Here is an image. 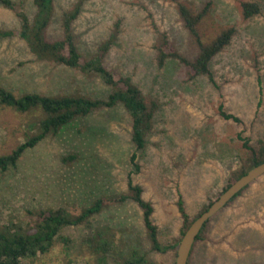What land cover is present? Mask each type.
Wrapping results in <instances>:
<instances>
[{
	"label": "rangeland",
	"instance_id": "obj_1",
	"mask_svg": "<svg viewBox=\"0 0 264 264\" xmlns=\"http://www.w3.org/2000/svg\"><path fill=\"white\" fill-rule=\"evenodd\" d=\"M32 21V0H12ZM79 0H53L50 39L63 35L61 15ZM257 2L260 12L245 19L241 3ZM193 13L210 2L197 26L204 43L222 29L233 28L230 43L209 63L211 77L187 79L185 67L169 58L157 64L155 47L167 35L186 58L197 46L183 26L173 0H84L72 24L79 53L85 59L99 55L111 41L102 64L131 79L145 99L158 105L144 147L131 139V118L122 105L97 110L57 135H49L27 150L16 167L0 174V228L25 226L45 209L67 208L77 214L97 197L127 191L128 179L142 188L153 207L152 219L162 245L180 239L182 198L191 219L228 185L249 147L264 140V0H179ZM16 14L0 5V30L13 36L0 39V85L19 96L78 91L106 97L109 88L96 75L87 76L32 55L19 37ZM236 118L227 119L224 115ZM30 117L0 107V155L24 142ZM135 156L134 159H131ZM246 199L229 215L222 209L211 219L203 242L195 246L214 260L222 254L227 264H264V175L250 184ZM109 229L116 249L136 248L155 263L173 264L174 249H151L142 212L132 201L95 216L91 227H70L51 251L21 264H98L83 246L91 232ZM109 233V232H108ZM110 254L107 264L113 262ZM213 264H220L215 260Z\"/></svg>",
	"mask_w": 264,
	"mask_h": 264
},
{
	"label": "trees",
	"instance_id": "obj_2",
	"mask_svg": "<svg viewBox=\"0 0 264 264\" xmlns=\"http://www.w3.org/2000/svg\"><path fill=\"white\" fill-rule=\"evenodd\" d=\"M32 1L36 12L31 21L22 10H18L19 8L12 0H0V5L12 10L19 18V37L25 42L30 53L39 60L62 65L89 77L96 75L109 88V91L104 98H93L78 91L52 96L38 93H24L17 96L0 85V107L10 108L30 117V121L26 124L27 131L24 135V142L17 145L10 153L0 155V174L15 168L27 150L35 148L49 135H57L62 129L77 120L87 118L94 111L111 109L117 105H122L131 118V139L135 149H142L145 136L151 131L152 118L158 105L153 101H147L142 91L130 78L119 75L102 64L103 55L108 50L111 41L102 44L99 55L95 58L88 60L79 53L71 28L80 13V7L84 0H79L72 9L62 13L63 35L58 39H50L47 36V29L53 18V0ZM173 1L176 3L184 28L197 46V53L192 59L186 58L169 41L167 35L162 34V38L155 47L157 64L161 67L167 59L173 58L185 67L188 80L200 75L211 77L209 63L230 43L234 30L233 28L222 29L211 41L204 43L200 38L197 26L206 16L210 2L195 14L179 0ZM241 11L243 17L249 19L260 12V7L254 1L242 2ZM13 35L12 31L0 30V39L9 38ZM223 115L227 119L237 120L233 116L224 113ZM134 157L132 156L131 159ZM263 162L264 140L260 141L256 148L249 147L247 156L241 158V166L231 173L229 183L221 193L248 170ZM248 189H251L250 185L227 204L222 213L224 218L229 217L228 214L234 211L236 205L246 199L245 191ZM128 201L136 204L142 212L143 226L151 249L161 253L174 249V258L178 244L189 225L213 202L211 201L195 218L191 219L185 211L182 198H179L177 208L182 218L180 239L177 243L169 242L162 245L158 240L157 226L152 219L153 207L151 203L142 197L141 186L133 184L131 179H128L127 191L97 197L88 207L82 208L77 214L71 213L64 207L49 208L37 212L35 219L25 226L10 223L8 226L1 227L0 264H21L23 260L35 259L39 255L49 253L58 241L69 244L70 239L61 234L64 229L91 227L95 216L113 206H123ZM210 223L211 220L206 223L194 242L187 264H213L215 260H219L220 264H227V260L224 259L225 254L221 253L214 260L211 251L205 253L200 251L199 253L197 250V253L194 252L195 246L204 241ZM91 234L93 235H90L88 239L83 238L81 244L87 245L88 250L96 257L98 264H107L110 254L113 253L114 256L111 257L115 264H157L146 253H141L139 249L130 248L126 252H123L122 249H116L113 236L108 228L106 230L96 229Z\"/></svg>",
	"mask_w": 264,
	"mask_h": 264
},
{
	"label": "water",
	"instance_id": "obj_3",
	"mask_svg": "<svg viewBox=\"0 0 264 264\" xmlns=\"http://www.w3.org/2000/svg\"><path fill=\"white\" fill-rule=\"evenodd\" d=\"M263 175L264 162L248 170L243 176L222 192L203 213L195 218L178 244L174 264H187L194 242L206 223L224 209L227 204L236 197V195Z\"/></svg>",
	"mask_w": 264,
	"mask_h": 264
}]
</instances>
